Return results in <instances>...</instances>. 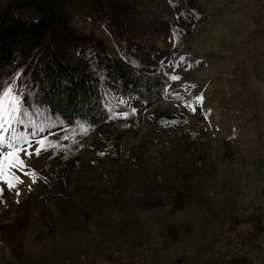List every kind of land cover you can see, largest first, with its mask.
<instances>
[{
    "label": "rangeland",
    "instance_id": "rangeland-1",
    "mask_svg": "<svg viewBox=\"0 0 264 264\" xmlns=\"http://www.w3.org/2000/svg\"><path fill=\"white\" fill-rule=\"evenodd\" d=\"M89 1L66 8V61L97 68L105 121L69 125L32 99L40 47L1 81L3 141L45 148L21 155L20 195L0 181V264H264V0H116L124 32ZM95 51L164 74L165 94L116 90Z\"/></svg>",
    "mask_w": 264,
    "mask_h": 264
},
{
    "label": "trees",
    "instance_id": "trees-1",
    "mask_svg": "<svg viewBox=\"0 0 264 264\" xmlns=\"http://www.w3.org/2000/svg\"><path fill=\"white\" fill-rule=\"evenodd\" d=\"M71 1L15 0L0 9V85L30 50L40 47L43 57L30 67L35 82L32 99L69 125L81 123L91 128L105 121L109 114L102 100L97 68L71 65L66 61L65 47L76 35L66 13ZM90 1L96 8L95 12L100 11L103 17L109 13L112 24L124 32L127 14L120 2ZM26 9L32 11V17L20 15L19 12ZM137 46L140 47L139 44ZM93 59L104 69L105 76L118 91L133 93L149 102L166 92L169 81L162 73L129 72L117 60L99 51L94 52ZM68 81H71L70 86ZM116 136L114 131L108 137L113 154ZM181 191L185 193V187ZM176 193L179 194V191ZM94 264L109 263L102 256Z\"/></svg>",
    "mask_w": 264,
    "mask_h": 264
},
{
    "label": "snow or ice",
    "instance_id": "snow-or-ice-1",
    "mask_svg": "<svg viewBox=\"0 0 264 264\" xmlns=\"http://www.w3.org/2000/svg\"><path fill=\"white\" fill-rule=\"evenodd\" d=\"M191 67V65H189ZM172 80L180 79L179 76L172 75L170 77ZM71 85V81H68V86ZM197 100H200L201 97H196ZM186 108H190L193 112L196 111V108L191 105H185ZM137 110L132 109V112L135 113ZM127 115V114H125ZM14 142L5 143L3 137L0 136V181L7 185L8 190H16V194L20 195L19 188L17 185L23 184L25 181L21 176L17 175V172L22 173L23 176H31L27 171L29 164L21 158V155L24 157L31 158L33 152L39 156L41 151L44 150L45 144L43 141H38L34 147L32 143L27 140H24L23 137L13 136ZM56 153H53L55 155ZM33 183L36 181L33 180ZM29 190H31V184L28 185ZM4 192L3 188H0V195Z\"/></svg>",
    "mask_w": 264,
    "mask_h": 264
}]
</instances>
